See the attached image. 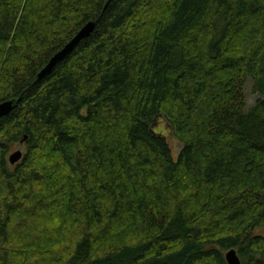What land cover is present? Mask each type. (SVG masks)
<instances>
[{"label": "trees", "instance_id": "trees-1", "mask_svg": "<svg viewBox=\"0 0 264 264\" xmlns=\"http://www.w3.org/2000/svg\"><path fill=\"white\" fill-rule=\"evenodd\" d=\"M249 78L264 95V0H0V264H264Z\"/></svg>", "mask_w": 264, "mask_h": 264}, {"label": "water", "instance_id": "water-1", "mask_svg": "<svg viewBox=\"0 0 264 264\" xmlns=\"http://www.w3.org/2000/svg\"><path fill=\"white\" fill-rule=\"evenodd\" d=\"M95 22L90 21L86 25H84L78 33L60 50L58 51L48 62V64L42 69L39 73V78L43 77L44 75L48 74L52 71L55 65L62 59H64L72 49L84 38L91 35L92 31L94 30ZM15 100H7L0 103V118L9 114L13 107H14ZM27 136L21 141L22 143L25 142ZM23 152L18 149L15 152L11 153L9 156V162L11 164H17L23 159ZM225 259L227 264H242L241 258L239 253L236 249L232 248L225 252Z\"/></svg>", "mask_w": 264, "mask_h": 264}, {"label": "rangeland", "instance_id": "rangeland-1", "mask_svg": "<svg viewBox=\"0 0 264 264\" xmlns=\"http://www.w3.org/2000/svg\"><path fill=\"white\" fill-rule=\"evenodd\" d=\"M245 98H246V104L247 109H251L256 103L264 98V95L260 92L256 91L254 88V80L252 78H249L246 85H245ZM156 129L158 132H162L165 135L168 136L169 142L174 150V155L176 156L178 153V150L180 149V143L179 141L173 136L169 124L165 120H161L160 123L156 125ZM20 149L23 152V158L25 157L27 153V146L25 142H15L12 143L10 146V151L8 154V162H9V156L11 153L15 152L16 150ZM23 160V159H22ZM21 160V161H22ZM20 161V162H21ZM18 164V163H17ZM16 166V164H11L9 162V168L13 169ZM258 234L264 235V227L257 231Z\"/></svg>", "mask_w": 264, "mask_h": 264}, {"label": "bare ground", "instance_id": "bare-ground-1", "mask_svg": "<svg viewBox=\"0 0 264 264\" xmlns=\"http://www.w3.org/2000/svg\"><path fill=\"white\" fill-rule=\"evenodd\" d=\"M22 143V142H21Z\"/></svg>", "mask_w": 264, "mask_h": 264}]
</instances>
